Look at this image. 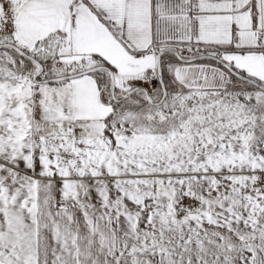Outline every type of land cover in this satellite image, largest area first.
I'll return each mask as SVG.
<instances>
[{"label":"snow or ice","instance_id":"snow-or-ice-1","mask_svg":"<svg viewBox=\"0 0 264 264\" xmlns=\"http://www.w3.org/2000/svg\"><path fill=\"white\" fill-rule=\"evenodd\" d=\"M0 264H264V0H0Z\"/></svg>","mask_w":264,"mask_h":264}]
</instances>
